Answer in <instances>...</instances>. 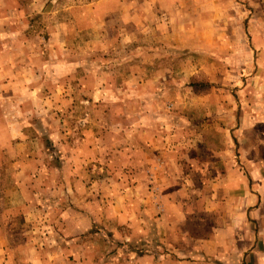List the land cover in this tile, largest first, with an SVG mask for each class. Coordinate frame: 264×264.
Instances as JSON below:
<instances>
[{
	"label": "rangeland",
	"instance_id": "rangeland-1",
	"mask_svg": "<svg viewBox=\"0 0 264 264\" xmlns=\"http://www.w3.org/2000/svg\"><path fill=\"white\" fill-rule=\"evenodd\" d=\"M2 14L0 34L15 30L0 48L20 58L33 38L45 62L12 71L29 82L0 102V250L14 264H134L183 234L198 254L213 232L201 219L264 202V0H0ZM142 128L172 148L153 150L164 166L133 164Z\"/></svg>",
	"mask_w": 264,
	"mask_h": 264
},
{
	"label": "crops",
	"instance_id": "crops-1",
	"mask_svg": "<svg viewBox=\"0 0 264 264\" xmlns=\"http://www.w3.org/2000/svg\"><path fill=\"white\" fill-rule=\"evenodd\" d=\"M4 15L5 14L0 15V22H10V17L8 21L3 19ZM10 28L12 27L10 26ZM12 29V31L10 30L2 32V34H0V39L6 38L7 36H13L15 29ZM3 35L5 37H3ZM31 39L32 40L30 41H26L27 46H25L27 47V50L20 58L18 52H13L5 48H0V76L4 75L0 78V102L6 94L3 91L7 90L9 86L19 87L20 85H24V82H29L26 77H24L22 80L21 77H18L16 73H12V71L22 69L25 71V73L28 71V75L34 76L36 74V70H44L45 68V62H40V58L42 59V55L38 54V52L42 51L40 47L36 49L34 40L33 38ZM1 44L5 46L7 44L6 40L2 41ZM4 118H8L7 111L1 108L0 119L4 120ZM1 126L3 134H9L11 135V138H14V134H16L17 132L13 127H10L8 125L6 126L4 124ZM148 131H150V138L148 136ZM137 134L139 135V138L136 139L138 144H134V148L137 149V151H141L142 153L141 157H138L139 160H132L133 164L139 166H143L147 163L154 164L156 160L153 159V150H155L156 148L160 149L159 153L162 155H166L167 151L169 152L170 150H172L168 143L165 144L159 141L158 136H156V132L152 131L151 128H142ZM8 143L9 137H7V140H5V144H2L0 147L4 148L8 145ZM96 150V145H89L88 143H85L82 146L81 152L83 155L86 154V156H88L96 152ZM148 151L150 152V154L148 153ZM136 154L137 156H139L138 153ZM169 157L172 159L171 155H169ZM149 158L151 159L148 160ZM159 162H161L164 166V160H159L155 164H159ZM170 164L171 162L169 163L168 161V165ZM184 164L185 163H181L180 165L184 166ZM231 170H229L230 178L234 176L233 180L235 182L233 190H238V185H240V187L242 186L243 188L244 185L243 181L240 179V175H237L236 171ZM161 173L163 174V176L164 174L169 176L171 174V171L169 169L163 168V170L160 171L159 175H161ZM198 173V175L206 174L203 170L198 171ZM193 174L195 173L193 172ZM190 176L191 175H189L187 178H189ZM214 208L216 207L211 206L210 208H205L201 210L204 211V213H215L216 209ZM207 209L209 211H206ZM232 210H235V214L238 215V217L236 219H233L231 216L229 223H225V225H222L221 221H215L211 223V225L207 226V223L204 221V219L200 218L203 221H200L199 226H202V228L210 229L213 232H211L207 238H204L202 240V248H199L201 250L198 252V254L190 252V250L186 248V236L183 234V237H181V248H173V250H171L170 248L168 249L169 253L163 254H160L158 252H151L150 254H145L143 256L137 255V257H134L135 259L133 260V263L226 264V262L228 261L230 262V264H264V202H262V204L256 205V202L252 201V203L248 202L244 205H236L232 207L231 213ZM217 212L215 214H217ZM125 213L126 212H124L123 214L120 213V216L122 218H125ZM181 213L182 220H185L186 217L189 215V210L183 208L181 210ZM70 214H72V212H70ZM70 228H78L77 223H71ZM222 229H224L225 233L224 236L221 238L222 232L220 233V231ZM4 245L5 241L0 239V246ZM260 246L262 247V249L259 248ZM23 258L24 259H22L21 262H24L25 264H42L45 259V257L43 255H40L39 253L35 255H27V257L24 256ZM14 263L16 262L14 260L13 255H10L8 253L3 254V252H1L0 250V264Z\"/></svg>",
	"mask_w": 264,
	"mask_h": 264
}]
</instances>
